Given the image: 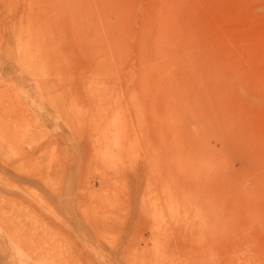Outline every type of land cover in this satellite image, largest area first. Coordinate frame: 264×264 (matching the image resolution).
I'll return each instance as SVG.
<instances>
[{
    "label": "rangeland",
    "instance_id": "1",
    "mask_svg": "<svg viewBox=\"0 0 264 264\" xmlns=\"http://www.w3.org/2000/svg\"><path fill=\"white\" fill-rule=\"evenodd\" d=\"M0 264H264V0H0Z\"/></svg>",
    "mask_w": 264,
    "mask_h": 264
}]
</instances>
